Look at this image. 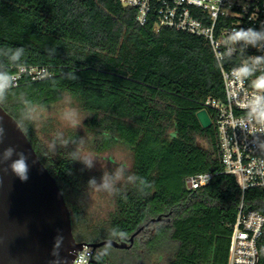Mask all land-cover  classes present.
I'll return each instance as SVG.
<instances>
[{"label":"trees","instance_id":"1","mask_svg":"<svg viewBox=\"0 0 264 264\" xmlns=\"http://www.w3.org/2000/svg\"><path fill=\"white\" fill-rule=\"evenodd\" d=\"M135 16L119 0H0V74L11 76L22 66L50 73L39 80L21 74L0 104L56 179L76 241L128 239L162 217L136 235L130 247L135 256L155 264H226L230 225L241 204L264 213V186L243 192L223 172L215 125L203 128L197 118L206 98L224 96L209 42L155 30L151 22L140 25ZM20 47L24 53L13 60L9 49ZM74 71L78 79H69ZM67 95L86 116L83 131L50 137L56 146L50 151L38 136L35 113ZM89 137L96 153L116 145L131 153L112 209L95 222L88 213V182L97 181L99 172L71 158ZM207 172L218 173L210 184L187 188V176ZM92 259L90 264H109L103 246Z\"/></svg>","mask_w":264,"mask_h":264},{"label":"built area","instance_id":"2","mask_svg":"<svg viewBox=\"0 0 264 264\" xmlns=\"http://www.w3.org/2000/svg\"><path fill=\"white\" fill-rule=\"evenodd\" d=\"M134 8L140 25L153 23L154 29L169 28L206 39L218 63L224 88L222 99L208 97L203 109L212 111L223 172L232 174L240 189L264 186V131L251 117L252 106L264 96V40L255 46L233 41L241 28L264 30V0H119ZM32 80L50 75L46 68L22 66L10 86L21 74ZM9 86V87H10ZM218 173H195L185 179L188 189L211 183ZM226 264H260L264 249V213L240 205L230 225ZM93 249L83 245L71 264H90Z\"/></svg>","mask_w":264,"mask_h":264},{"label":"water","instance_id":"3","mask_svg":"<svg viewBox=\"0 0 264 264\" xmlns=\"http://www.w3.org/2000/svg\"><path fill=\"white\" fill-rule=\"evenodd\" d=\"M196 115L203 128L212 125L206 109ZM0 122L5 129L0 149L11 146L30 160L25 181L10 170L0 171V264H71L83 245L93 250L104 245L128 249L145 226L163 220H149L128 239H106L94 244L76 241L71 212L56 179L39 159L20 124L1 104Z\"/></svg>","mask_w":264,"mask_h":264},{"label":"rangeland","instance_id":"4","mask_svg":"<svg viewBox=\"0 0 264 264\" xmlns=\"http://www.w3.org/2000/svg\"><path fill=\"white\" fill-rule=\"evenodd\" d=\"M76 109L80 117L85 119V114H83L78 107L75 105L74 100L68 95L58 104L52 105L49 108L42 110H37L35 113V118L37 120L36 128L39 138L45 141V144L49 148V143L52 141L50 137L54 135H64L69 131L72 132H82V124L77 127H71L66 119L62 117L71 118V113L69 109ZM45 129L46 132L42 131ZM56 147V146H55ZM83 153L93 154L96 159H93L92 168L96 171L100 178L97 179V184L101 182L102 172L105 171L113 173L117 166L127 167L131 163V153L125 147L116 145L114 148L102 152L96 153L90 145V137L84 143ZM112 195L106 192H94L90 188L88 191V213L95 222L101 218H105L108 212L112 209ZM103 250L108 256L109 264H155L149 263L148 260L138 258L135 256L137 250L134 248H116L111 245H104ZM146 260V261H145Z\"/></svg>","mask_w":264,"mask_h":264},{"label":"clouds","instance_id":"5","mask_svg":"<svg viewBox=\"0 0 264 264\" xmlns=\"http://www.w3.org/2000/svg\"><path fill=\"white\" fill-rule=\"evenodd\" d=\"M233 41H244L247 44H252L255 46L257 40H264V30H256L254 28H241L233 32L230 37ZM12 52V59L19 60L20 56L24 53V48H16L15 50L9 49ZM264 60V57H254L255 62ZM14 78L9 75L0 74V98L3 97L4 92L10 86V82ZM69 79L76 80L78 77L74 72L69 73ZM251 117L256 124L260 126V130L264 131V96H262L258 103L252 106ZM71 113V118L65 116L62 117L68 121L69 126L77 127L80 126L83 122V117L79 116V113L76 109H69ZM4 132L2 122H0V145L4 141ZM68 143L67 139L61 141L62 146H66ZM84 139L82 138L77 145L76 151L72 154L73 161H79L85 166L91 168L93 159L96 157L93 154L83 153ZM55 149V141L49 143V150L53 151ZM29 157L23 152H16L11 146L8 148L0 149V171H11V173L19 178L21 181H25L28 178V173L30 170ZM261 175H264L262 173ZM124 180L123 177V168L117 166L116 170L113 173L105 171L101 176V182L97 184L95 178L89 180V186L94 192H106L110 195L117 193L119 190L115 187L117 181ZM140 183L144 186H148L147 182L140 178ZM142 190V189H141Z\"/></svg>","mask_w":264,"mask_h":264}]
</instances>
